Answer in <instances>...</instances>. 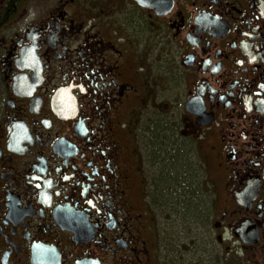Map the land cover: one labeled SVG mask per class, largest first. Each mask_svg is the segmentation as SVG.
<instances>
[{
	"label": "flooded vegetation",
	"instance_id": "flooded-vegetation-1",
	"mask_svg": "<svg viewBox=\"0 0 264 264\" xmlns=\"http://www.w3.org/2000/svg\"><path fill=\"white\" fill-rule=\"evenodd\" d=\"M0 264H264V0H0Z\"/></svg>",
	"mask_w": 264,
	"mask_h": 264
},
{
	"label": "rangeland",
	"instance_id": "rangeland-1",
	"mask_svg": "<svg viewBox=\"0 0 264 264\" xmlns=\"http://www.w3.org/2000/svg\"><path fill=\"white\" fill-rule=\"evenodd\" d=\"M180 184L186 185L187 183L182 181ZM208 185H210V183L205 182L204 186H203L204 187V189H203L204 193L203 194H205V195H206V191H210V187ZM209 193L210 192H208L207 194H209ZM169 195L170 194L167 195L170 199V201H168V203L170 205L174 204V202H176V199L172 198ZM196 198L197 199L199 198V200H200V196L199 197L196 196ZM201 199H207V198H206V196L205 197L202 196ZM193 201L195 204L198 202L196 199H194ZM194 203H192V204H194ZM175 206H176V203H175ZM175 208L177 209V206ZM156 220H157V224H158V234H159L160 239L161 240L163 239L164 244H165V241H167V240L170 242L168 246L166 245V247L163 248L165 251V254H168V255H170L171 253H173L174 255H178V256L180 254L182 255L183 254L182 248L185 245V243L192 242V240L187 237L188 236L187 234H192L195 231L199 230V228L197 229L194 224L189 225L188 226L189 229H187V231L184 230L183 226L178 222V220H179L178 213H176V211H173L172 207L171 208L167 207L166 210H165V208H163L162 211L160 209H157L156 210ZM195 222H198V221L195 220ZM203 229H205V228H203ZM203 229L201 230V232L203 231ZM195 234H196V232H195ZM164 244H163V246H164ZM171 245L174 246V248L177 250V252L168 251L169 249H171ZM173 254H171V255H173ZM236 256L240 257L238 248H236Z\"/></svg>",
	"mask_w": 264,
	"mask_h": 264
},
{
	"label": "trees",
	"instance_id": "trees-1",
	"mask_svg": "<svg viewBox=\"0 0 264 264\" xmlns=\"http://www.w3.org/2000/svg\"><path fill=\"white\" fill-rule=\"evenodd\" d=\"M180 167H181V165H178L177 168L180 169ZM187 167H188V165H187ZM188 170H189V167H188ZM183 180H186V181L188 180L187 184L184 186L182 184H180L181 180L176 179V178L167 179V180H164L161 182L164 187H167V186L175 187V192L171 193L165 189L163 194L159 193L160 195L157 196V199H156L158 207L165 208V210L167 209L168 205L166 207H162V206L165 205L164 203H167L169 198H167L166 196L168 194H170V196L172 198L176 199V202H174V210L173 211H176V213L179 212V214H181L182 217H184V216L194 217V218L203 217L204 206L200 203L195 204L193 201L194 199H196V196H197L196 186H194L195 181H191L189 175L186 178L184 177ZM177 188H183L186 190L184 193L178 194V193H176ZM175 203H176L177 208L182 207L183 210L179 211L178 209H176ZM192 203H194V204H192Z\"/></svg>",
	"mask_w": 264,
	"mask_h": 264
}]
</instances>
